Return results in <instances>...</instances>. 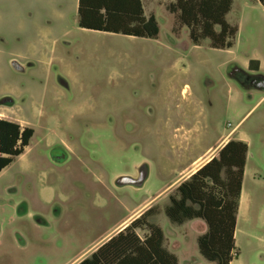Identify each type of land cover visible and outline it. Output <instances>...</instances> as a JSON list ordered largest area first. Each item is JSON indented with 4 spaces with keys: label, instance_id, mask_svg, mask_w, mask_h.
<instances>
[{
    "label": "rangeland",
    "instance_id": "rangeland-1",
    "mask_svg": "<svg viewBox=\"0 0 264 264\" xmlns=\"http://www.w3.org/2000/svg\"><path fill=\"white\" fill-rule=\"evenodd\" d=\"M170 1L144 0L159 35L141 39L78 28V0H0V117L33 130L0 173V264H67L146 208L178 264H212L205 224L164 208L227 139L248 146L232 264H264V90L233 77L264 82V5L232 0L233 46L215 50L192 45Z\"/></svg>",
    "mask_w": 264,
    "mask_h": 264
},
{
    "label": "trees",
    "instance_id": "trees-1",
    "mask_svg": "<svg viewBox=\"0 0 264 264\" xmlns=\"http://www.w3.org/2000/svg\"><path fill=\"white\" fill-rule=\"evenodd\" d=\"M256 1L264 5V0ZM231 6L232 0H175L165 8L187 30L192 45L207 40L211 49L225 50L233 46L237 33V27L226 21ZM77 25L82 30L141 39L159 35L155 17L144 16L142 0H78ZM248 69L256 74L259 62L250 61ZM32 136V129L0 119V173L23 154ZM247 152L245 142L228 141L217 156L175 188L164 208L174 225L192 220L205 224L196 243L199 255L212 264L237 259L235 228ZM153 211L146 210L78 264H178L164 246L161 229L149 222Z\"/></svg>",
    "mask_w": 264,
    "mask_h": 264
},
{
    "label": "crops",
    "instance_id": "crops-1",
    "mask_svg": "<svg viewBox=\"0 0 264 264\" xmlns=\"http://www.w3.org/2000/svg\"><path fill=\"white\" fill-rule=\"evenodd\" d=\"M150 2L152 0H149ZM175 2V0L173 1ZM173 2H169V3H173ZM167 3V4H169ZM166 4V5H167ZM166 5L164 6V9L166 11ZM78 6V3H77ZM142 6H143V11H144V16L148 17L149 15H154V13H149L147 14L145 11V7H144V0H142ZM167 12V11H166ZM168 13V12H167ZM169 14V13H168ZM170 15V14H169ZM172 16V15H171ZM156 19V17H155ZM259 69H260V64H259ZM0 119L6 120L5 118L0 117ZM230 139H227L224 141V143L218 148L217 153L219 152V150L229 141ZM213 157H215L214 155L211 156L208 160H206L205 162L201 163L198 165V167L191 173L193 174L197 169H199L200 167H202L204 164H206L208 161H210ZM190 174V175H191ZM190 175H188L185 179H187ZM184 179V180H185ZM241 203H242V188H241V194H240V200H239V207H238V213H237V218H236V228H235V234H236V230H237V219H238V214L241 210ZM146 210H148V208H146L145 210L141 211L138 214H133L130 215L128 218H126L125 220L121 221L120 223H118L115 227H113L111 230H109L105 235L101 236L99 239H97L95 242H93L87 249H85L82 253H80L77 257H75L73 260H71L69 263L67 264H78L80 261H82L83 259L87 258L92 252H94L100 245H102L104 242H106L110 237H112L113 235H115L116 233H118L119 231H121L124 227H126L132 220H134L135 218H137L139 215H141L142 213H144ZM203 223V222H202ZM165 240V239H164ZM166 241V240H165ZM165 241H164V246H165ZM168 250V249H167ZM169 251V250H168ZM170 252V251H169ZM171 253V252H170ZM174 255V254H173ZM177 258V257H176ZM232 264V263H231Z\"/></svg>",
    "mask_w": 264,
    "mask_h": 264
},
{
    "label": "flooded vegetation",
    "instance_id": "flooded-vegetation-1",
    "mask_svg": "<svg viewBox=\"0 0 264 264\" xmlns=\"http://www.w3.org/2000/svg\"><path fill=\"white\" fill-rule=\"evenodd\" d=\"M234 74H235L234 78L237 79L238 81H240V83H242L243 85L250 86L253 88H257L256 87V84H257L256 81L259 82L257 78H253L251 76H246V75L242 74L240 71H235ZM257 89H260V88H257Z\"/></svg>",
    "mask_w": 264,
    "mask_h": 264
},
{
    "label": "water",
    "instance_id": "water-1",
    "mask_svg": "<svg viewBox=\"0 0 264 264\" xmlns=\"http://www.w3.org/2000/svg\"><path fill=\"white\" fill-rule=\"evenodd\" d=\"M12 67L14 68V70L16 71H23V68L20 67L17 63L13 62L12 63ZM256 87L257 88H260V89H263L264 90V82L263 83H259V84H256ZM5 104L7 103H10V101H5L4 102ZM145 177H142V173H141V170H140V177L138 179V184L141 185L142 182L144 181ZM125 178H120L116 181V183L118 184V186H122L123 185V182H124Z\"/></svg>",
    "mask_w": 264,
    "mask_h": 264
}]
</instances>
